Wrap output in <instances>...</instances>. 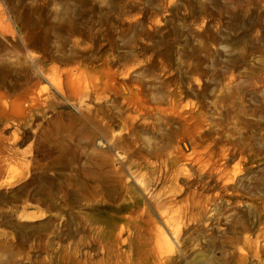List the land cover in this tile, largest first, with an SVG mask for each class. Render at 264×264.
Here are the masks:
<instances>
[{
    "label": "rangeland",
    "instance_id": "374dc122",
    "mask_svg": "<svg viewBox=\"0 0 264 264\" xmlns=\"http://www.w3.org/2000/svg\"><path fill=\"white\" fill-rule=\"evenodd\" d=\"M0 264H264V0H0Z\"/></svg>",
    "mask_w": 264,
    "mask_h": 264
}]
</instances>
